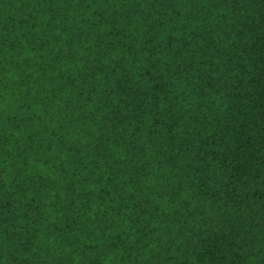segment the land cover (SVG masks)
<instances>
[{
	"label": "trees",
	"instance_id": "trees-1",
	"mask_svg": "<svg viewBox=\"0 0 264 264\" xmlns=\"http://www.w3.org/2000/svg\"><path fill=\"white\" fill-rule=\"evenodd\" d=\"M0 264H264V0H0Z\"/></svg>",
	"mask_w": 264,
	"mask_h": 264
}]
</instances>
